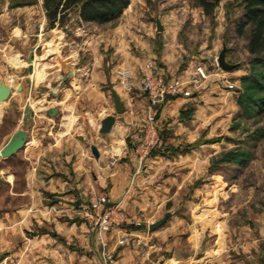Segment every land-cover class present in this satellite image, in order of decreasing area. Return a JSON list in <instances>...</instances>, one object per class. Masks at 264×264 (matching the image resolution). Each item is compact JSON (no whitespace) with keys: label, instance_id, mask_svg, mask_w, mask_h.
<instances>
[{"label":"crops","instance_id":"0c3cea01","mask_svg":"<svg viewBox=\"0 0 264 264\" xmlns=\"http://www.w3.org/2000/svg\"><path fill=\"white\" fill-rule=\"evenodd\" d=\"M141 4L140 0H131L118 27L108 28L113 21L86 23L77 17L76 22H70L62 31L47 27L51 34H41L47 21L43 3L37 11L29 8L26 12L27 8L16 6L13 14L16 12L17 21L11 32L6 33L3 28L8 5H1L0 84L11 88V95L0 102V151L18 130L28 131V141L14 156L0 157V199L5 201L0 206V254L5 255L0 264H100L94 240L87 235L85 225L72 218L76 203L96 196H105L112 203L121 202L126 216L145 219L148 232H153L150 226L157 220L147 218L170 213V202L180 194V173L163 177L162 170L169 165L180 169L183 160L191 163L192 159H199L197 165L200 160L210 162V151H214L211 148H203L208 153L202 159L197 156L201 152L198 148L180 155V134L190 136L191 130L204 128L213 106L218 101L232 100L233 93L219 83L220 77L230 76L219 68H211L214 50L200 46L198 52H189L173 32L174 25H169L166 19L154 18L153 14H149L150 18L143 17L145 14L139 11L144 9ZM25 13L36 14L43 20L40 35L21 28L19 15ZM157 21L163 27L162 32L157 30ZM89 27L92 29L87 30ZM74 35H83L82 50L76 52L71 48L70 54L62 57L59 54L62 40L67 45ZM216 43L214 40L213 47ZM50 51L53 52L47 54ZM54 53L56 57H52ZM40 60L43 62L37 63ZM149 62L154 63L155 71L168 77L189 78L196 65H205L210 75L201 87L195 88L199 90L191 91L193 95L170 98L156 108L160 136L162 124L166 123L168 141L141 165L132 135L144 125L148 100L138 83L132 92L125 91L115 70L126 68L139 76ZM58 63L64 64L60 67ZM54 64V71L43 75L36 72ZM242 71L247 72L245 67ZM53 83H58L57 87ZM41 88L49 90L47 95H36ZM116 99L122 107L120 113ZM27 104L32 117L28 123ZM20 105L22 122L18 121L17 129L10 132L9 115ZM187 106L193 111L185 122L180 119V112ZM51 109H56V116H50ZM110 115L116 122L109 133H101L100 123ZM92 147L97 149L98 157L92 154ZM16 166H22V173L14 172ZM13 201L18 203L13 205ZM49 208L57 210L59 216L48 211ZM135 229V236L145 237L142 234L146 229ZM125 230L129 229L112 230L111 240ZM117 252L116 264H138L134 244L119 247ZM217 260L216 256H209L203 264L233 263L227 258Z\"/></svg>","mask_w":264,"mask_h":264},{"label":"rangeland","instance_id":"374dc122","mask_svg":"<svg viewBox=\"0 0 264 264\" xmlns=\"http://www.w3.org/2000/svg\"><path fill=\"white\" fill-rule=\"evenodd\" d=\"M140 1L144 7L143 10L139 9L145 14L143 17L150 18L149 14H153L154 18L166 19L169 25H174L171 26L174 28L173 32L176 33L178 40L189 52H198L200 46L206 47L205 50L207 51L209 49L214 50L215 53L211 54V58L215 54L211 68L221 69L217 63L218 54L223 48L226 49L227 62L237 65L238 70L226 72L230 77L228 79L220 77L219 83L222 86L224 84L233 85V89H228L233 93V97L231 101L228 100L226 103L225 101H218L213 106L210 119L207 120L204 128L199 129V131L198 129L191 130L190 136H184V133L180 134V149H182L180 155H184L185 150L198 148L201 152L197 156L202 159L205 153H208L204 152L203 148H207V150L211 148L214 151H210L209 163L200 160L197 165L196 162L199 159H192L191 163L183 160L180 162V169L171 168L169 165L162 170L163 177H171L180 173V194L170 202L171 217L165 224L153 232H148L145 219L132 218L125 214L124 222L112 230L125 229V227L129 230H125L117 239L113 238V240L109 235L112 230L105 234L104 249L96 240L94 232L90 231L89 227L81 221L74 209L71 213L73 214L72 218L79 224L85 225L87 235L94 240L100 264H108L105 262L104 256V253L108 252L113 256L110 264H116L118 248L131 244L135 245L138 264H148L151 261H155V264H200V262L203 264L209 256H216L217 261L221 258L230 259L233 261L232 264H264V112L259 114L251 107L253 103L251 100H259L263 94L257 93L250 81L242 82L244 76H253L255 70H252L250 64L252 57L247 50L246 33L242 36L237 34V23L242 16L241 4L239 1L222 0L214 14L207 16L194 0ZM3 3L8 5V17L4 24L5 28H3V32L6 33L7 31L11 32L17 21L16 12L13 14L16 6L27 8L25 9L26 12L29 8L37 11L42 6L43 1L0 0V8ZM19 17L22 19L21 28L24 31L40 35L42 28L40 23L43 21H40L41 18L39 19L36 14L28 13L19 15ZM120 18L122 15L113 21L108 28H115L120 23L122 24L119 22ZM76 20L77 14L73 13L68 24L72 21L76 22ZM47 22L48 20L45 27L41 29V34H51L47 31V27L48 30L50 29L49 22L48 25ZM68 24L65 27H68ZM71 25L69 28L73 29L75 24ZM65 27L56 28L62 31ZM91 29L89 27L87 30ZM82 37L83 35L79 37L74 35L71 40L67 41V45L62 40L59 54L62 57L67 56L70 54L71 48L76 52L81 51L85 42H83ZM40 38L43 36L41 35ZM214 40H217L215 47H213ZM41 52L39 49V56L42 55ZM78 55L82 57L81 52H78ZM52 57H56L55 53ZM42 62L43 60H40L37 63L41 64ZM80 62L81 60L78 61V65ZM62 64L64 63H58V66L61 67ZM244 67L247 72L242 73ZM42 69L41 71L40 69L36 70L38 75H43L47 71H54L56 67L54 64ZM10 75L12 76L13 73ZM28 80H31V77ZM183 80L187 83L189 78ZM207 80L203 81L199 87ZM52 85L57 87L58 83ZM121 87L124 89L122 85ZM194 90L195 88L191 89V91ZM48 91L46 88H41L36 95L41 97L47 95ZM193 94L194 92H190L189 96ZM192 111V108L187 106L185 111L180 112V119L188 122L189 117L192 116ZM21 112L22 105L10 113L8 120L10 132L13 128L17 129L18 121L22 122ZM164 124L161 127L162 144L160 143L159 148L168 141L165 132L167 126ZM239 161H242L243 164ZM13 170L14 172L18 170V173L23 171L22 166H16ZM183 179H185L184 182ZM98 197L80 201L75 204V207L81 202H95ZM105 199L110 204L120 203H112L106 197ZM4 202L0 199V206ZM17 203L13 201V205ZM48 211L59 216V212L57 213V210L53 208H49ZM122 211L124 212L123 209ZM163 217L147 218V221L148 219L159 221ZM58 218L63 219V217ZM135 228L146 229V233L142 234L145 237L135 236L133 234Z\"/></svg>","mask_w":264,"mask_h":264},{"label":"built area","instance_id":"2783aa9c","mask_svg":"<svg viewBox=\"0 0 264 264\" xmlns=\"http://www.w3.org/2000/svg\"><path fill=\"white\" fill-rule=\"evenodd\" d=\"M115 75L127 92H132L138 83L141 92L148 100L144 125L140 131L132 135L135 152L142 165L161 145L156 108L170 98L189 96L191 89L199 87L207 80L209 70L205 65H196L187 83L180 76L168 77L155 71L153 62L147 63L139 76H135L134 72L125 68H117ZM223 87L233 89L231 84H224ZM120 205L121 202L110 204L105 197L99 196L95 202H81L73 209L90 231L94 232L96 240L105 249L104 235L124 222L125 213ZM104 256L106 263H112L111 253H104Z\"/></svg>","mask_w":264,"mask_h":264},{"label":"trees","instance_id":"16d2710c","mask_svg":"<svg viewBox=\"0 0 264 264\" xmlns=\"http://www.w3.org/2000/svg\"><path fill=\"white\" fill-rule=\"evenodd\" d=\"M49 28L65 27L72 14L86 23H107L118 19L131 0H42ZM207 16H212L222 0H194ZM242 7V16L237 23V34L246 33L247 50L251 55L253 76H244L242 82L250 81L253 89L263 95L251 100L257 113L264 112V0H234ZM260 69V70H258ZM259 71V72H258ZM243 164L242 161H239Z\"/></svg>","mask_w":264,"mask_h":264},{"label":"water","instance_id":"95a60500","mask_svg":"<svg viewBox=\"0 0 264 264\" xmlns=\"http://www.w3.org/2000/svg\"><path fill=\"white\" fill-rule=\"evenodd\" d=\"M43 10H44V8H43ZM157 30L159 32L163 31V27H162L160 21H157ZM64 31H66V30H64ZM32 61H33V57H32V55H30V57L28 58V64L31 65ZM217 63H218V66L223 71H226V72H233L234 70L237 69V65H234V64L227 62L226 49L225 48H223L222 51L220 52L218 59H217ZM70 75L73 76V73H71ZM19 90H21V88H19ZM10 95H11V88L6 86L5 83H1L0 84V102L6 101L10 97ZM116 109H117V112H119V113L122 112V107H121V104H120L118 99H116ZM49 114L52 117L56 116L57 115L56 109H51ZM25 115H26V119H27L26 123H28L29 121L32 120L31 111H30V104H27V107L25 110ZM115 122H116V119L113 115L106 116L105 118H103V120L100 123V132L104 133V134L109 133L112 130ZM27 141H28V131L20 130V131L16 132V134H14V136L11 138V140L0 151V157L3 159H7V158L14 156L16 153H18L20 150H22L24 148ZM91 151H92L93 155L98 157V152H97V149L95 147H92ZM170 217H171L170 213L165 214V216L162 219H160L159 221L155 222L154 224H152L150 226V230L154 231V230L158 229L163 224H165L166 221ZM4 257H5L4 254H0V263L2 262Z\"/></svg>","mask_w":264,"mask_h":264}]
</instances>
